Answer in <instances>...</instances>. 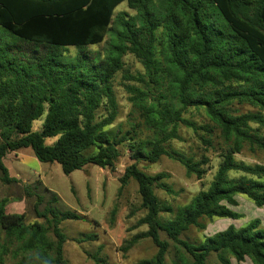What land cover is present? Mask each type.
<instances>
[{
    "label": "trees",
    "instance_id": "16d2710c",
    "mask_svg": "<svg viewBox=\"0 0 264 264\" xmlns=\"http://www.w3.org/2000/svg\"><path fill=\"white\" fill-rule=\"evenodd\" d=\"M124 3L134 17L116 13ZM0 26L10 37L0 36V172L5 184L17 182L4 164L9 153L30 149L39 162L57 163L70 175L88 165L114 170L127 142L133 163L120 182L137 183L146 210L139 226L148 231L128 240L123 250L150 238L158 252L140 264H168V244L159 236L163 231L185 253L174 264H209L213 254L220 264H232L231 258L264 264V228L258 219L240 228L231 225L200 243L181 238L191 227L204 231L206 221L241 219L231 208L238 206V196L264 207V163L237 158L246 149L264 155V0H0ZM110 34L106 56L84 51ZM69 47L80 50L70 61L60 53ZM128 55L144 69L135 79L143 89H128L151 138H141V130L132 128L129 138L117 140L107 130L118 118L113 82L125 71ZM192 110L203 112L209 124L198 128L187 119ZM43 117L41 129L34 131ZM181 125L205 131L206 137L199 138L218 152L220 162L208 189L165 223L155 193L168 190L160 183L163 176H151L139 165L173 158L167 146L179 139ZM177 160L198 180L210 161L206 156ZM6 204L0 201L3 254L17 242L22 254L17 264H68L61 224L79 220L78 215L46 207L40 216L47 225H26L24 214L6 213Z\"/></svg>",
    "mask_w": 264,
    "mask_h": 264
},
{
    "label": "rangeland",
    "instance_id": "374dc122",
    "mask_svg": "<svg viewBox=\"0 0 264 264\" xmlns=\"http://www.w3.org/2000/svg\"><path fill=\"white\" fill-rule=\"evenodd\" d=\"M126 12L130 17L136 15L135 11L128 9L124 3L119 6L116 13ZM114 23L113 29L118 30ZM0 36L3 40L10 39L8 32L0 26ZM113 35H108L100 45L84 48L86 53L94 56L107 55ZM76 47L60 50L66 60L74 59L79 53ZM125 71L120 72L114 79L113 86L118 102V118L114 125L108 127L110 135L117 140H124L131 134L132 128H139L140 137H150L151 132L143 124V118L133 107L129 87L143 89V85L136 81L144 69L139 61L132 55L124 59ZM241 112L249 108L237 106ZM99 114H106L100 110ZM194 122L197 127H205L209 121L203 112L191 111L185 116ZM43 117L35 121L33 130L39 131L42 127ZM122 129L121 134L118 131ZM206 137V132L194 131L184 125L179 129V139L174 140L167 146V151L172 155L163 156L156 164L146 162L140 163L139 167L151 176L162 175L160 183L165 184L168 190L155 189V193L161 203V220L168 222L174 218L179 207L187 206L192 199L202 190H207L219 165L218 152L209 148L199 138ZM55 140H48L52 144ZM121 158L114 170L110 168H99L88 165L81 170H76L66 175L57 163H41L30 149L9 153L4 164L9 170V175L17 182L5 184L1 180L0 172V201L6 200V213L25 215V224H46V218L40 216L46 207L56 208L59 212H71L79 216V220H67L61 224L66 236L64 245V257L68 264H98L94 257L103 260L100 264H140L142 261L151 260L158 252V247L150 238L140 240L131 250H123L128 240L136 235L148 231L145 225L139 226V222L146 216V210L142 208V199L139 194L138 185L131 180L122 185L120 178L126 168L133 163L128 151V144L124 142L121 146ZM206 156L210 161L204 168L207 170L203 179L198 180L196 176H188L184 166L179 160L193 157L196 161ZM239 160L250 164L264 163V155H252L247 149ZM41 197V201H39ZM238 206L231 207L239 213V220L215 219L206 221V229L191 227L184 232L182 239L192 243H200L206 237H211L218 232L226 230L234 225L237 228L244 227L250 222L258 219L264 228V207H256L247 197L238 196ZM160 239L168 244L166 261L174 264L178 256L184 255L183 250L178 247L167 235L161 231ZM51 240H56L53 233H49ZM5 233L0 230V264H17L22 254L18 253L19 244L14 242L7 245L9 250L3 254L5 246ZM186 256V255H185ZM188 256H186L187 258ZM209 264H220L216 254L209 258ZM232 264H253L250 259L238 263L231 258Z\"/></svg>",
    "mask_w": 264,
    "mask_h": 264
}]
</instances>
